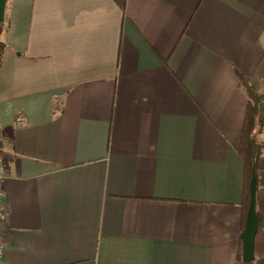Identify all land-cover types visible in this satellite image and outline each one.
I'll return each mask as SVG.
<instances>
[{
	"label": "crops",
	"instance_id": "1",
	"mask_svg": "<svg viewBox=\"0 0 264 264\" xmlns=\"http://www.w3.org/2000/svg\"><path fill=\"white\" fill-rule=\"evenodd\" d=\"M1 22L0 264H237L264 0H8Z\"/></svg>",
	"mask_w": 264,
	"mask_h": 264
},
{
	"label": "trees",
	"instance_id": "2",
	"mask_svg": "<svg viewBox=\"0 0 264 264\" xmlns=\"http://www.w3.org/2000/svg\"><path fill=\"white\" fill-rule=\"evenodd\" d=\"M8 0H5V3ZM4 25L0 22V55L4 49V43L1 40ZM239 84L246 95V107L244 111L242 126L240 129L238 145L236 152L243 162V188L241 202V225L244 226L245 213L248 205V181L251 169L254 170L255 187V215L256 231L253 240V255L262 257L264 255V228L262 223V206L264 202V144L258 141V135L264 132V119L258 115V107L264 102V88L256 91L245 78H238ZM11 128L7 127L3 136L10 137ZM5 167V166H4ZM237 264H253V261L245 262L240 256L237 258Z\"/></svg>",
	"mask_w": 264,
	"mask_h": 264
},
{
	"label": "water",
	"instance_id": "3",
	"mask_svg": "<svg viewBox=\"0 0 264 264\" xmlns=\"http://www.w3.org/2000/svg\"><path fill=\"white\" fill-rule=\"evenodd\" d=\"M5 0H0V22L3 19ZM254 170L251 169V174L248 181L249 200L245 213L243 229L240 232L241 240V260L248 262L252 261L253 255V240L256 231V215H255V187H254Z\"/></svg>",
	"mask_w": 264,
	"mask_h": 264
},
{
	"label": "built area",
	"instance_id": "4",
	"mask_svg": "<svg viewBox=\"0 0 264 264\" xmlns=\"http://www.w3.org/2000/svg\"><path fill=\"white\" fill-rule=\"evenodd\" d=\"M22 123V119L20 116H15L11 121V126L17 127ZM3 143L2 136L0 135V146ZM6 176V170L4 164L0 160V257L3 255L4 250V232H3V225L6 219V212H5V198H4V179Z\"/></svg>",
	"mask_w": 264,
	"mask_h": 264
}]
</instances>
